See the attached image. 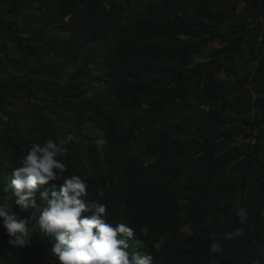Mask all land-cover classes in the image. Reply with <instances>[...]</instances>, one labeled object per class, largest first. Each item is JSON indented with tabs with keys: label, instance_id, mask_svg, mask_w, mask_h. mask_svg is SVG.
<instances>
[{
	"label": "trees",
	"instance_id": "16d2710c",
	"mask_svg": "<svg viewBox=\"0 0 264 264\" xmlns=\"http://www.w3.org/2000/svg\"><path fill=\"white\" fill-rule=\"evenodd\" d=\"M28 1L0 0V203L29 216L5 191L13 169L33 143L71 135L64 175L87 178L86 198L135 229L130 251L264 264V0H143L136 15L131 0ZM28 227L14 248L0 226V264H57L51 238Z\"/></svg>",
	"mask_w": 264,
	"mask_h": 264
},
{
	"label": "clouds",
	"instance_id": "9594fccd",
	"mask_svg": "<svg viewBox=\"0 0 264 264\" xmlns=\"http://www.w3.org/2000/svg\"><path fill=\"white\" fill-rule=\"evenodd\" d=\"M72 140L69 135L59 142L48 138L43 144L33 143L22 156L18 167L11 174L8 197L14 200L27 217L17 215L11 203H0V226L14 248L30 244L29 220L53 241L51 254L57 264H154L153 257L136 250H129V240L135 229L126 223L112 224L108 219V205L90 201L89 184L80 175H64L67 166L58 157ZM61 182L59 188L49 182ZM243 223V220H241ZM244 234L242 228L225 234L231 240ZM210 253L222 251L213 241Z\"/></svg>",
	"mask_w": 264,
	"mask_h": 264
},
{
	"label": "rangeland",
	"instance_id": "374dc122",
	"mask_svg": "<svg viewBox=\"0 0 264 264\" xmlns=\"http://www.w3.org/2000/svg\"><path fill=\"white\" fill-rule=\"evenodd\" d=\"M142 2H143V0H131L130 5L128 7H126V14H128V15L138 14L139 11L142 10V8H143ZM238 2H239L238 10H240L243 7V2H242V0H238ZM36 4L37 3L34 0H29L27 2V4L25 5V9L29 10L31 8L30 6L36 5ZM5 45L24 64L25 61L20 57L18 49L15 48V45H13L10 41H5ZM218 46H219L218 40L215 39V40L210 41L204 50L196 52V54H197L196 59L198 60V59L208 58L211 51ZM28 63L33 64L34 62L32 60H30V61H28ZM220 75H223V74H220ZM34 99H32V100L34 101ZM21 112L26 116V119H27L28 118L27 113L23 110H21ZM2 118H4V116H2ZM69 118L72 119V117H69ZM59 123L62 124L61 121ZM22 127L24 129L27 127L26 122H22ZM87 129H90V132H93V130L91 129V125H89V124H86L85 126L82 127L83 132H85ZM73 137H74V140L76 142L77 150L83 155V158L86 160V154H85V152H86V139H84L81 136H79L78 134H74V133H73ZM237 142L239 144H244L247 142V140L245 138H243L242 136H240L237 139ZM77 172H80V170H77ZM85 180L88 182L87 178H85ZM184 229L188 231V227H185Z\"/></svg>",
	"mask_w": 264,
	"mask_h": 264
}]
</instances>
